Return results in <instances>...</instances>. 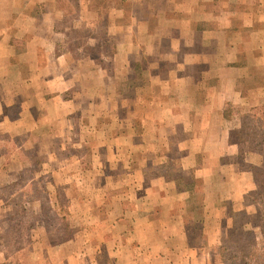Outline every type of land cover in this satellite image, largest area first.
Here are the masks:
<instances>
[{"label": "crops", "instance_id": "obj_1", "mask_svg": "<svg viewBox=\"0 0 264 264\" xmlns=\"http://www.w3.org/2000/svg\"><path fill=\"white\" fill-rule=\"evenodd\" d=\"M104 3L0 0V136L10 139L5 153L24 154L20 171L42 167L73 191L69 214L45 193L49 217L63 220L53 231L71 236L51 246L55 261H42L222 264L213 248L230 219L214 215L209 198L241 202L255 186L251 171L243 173L242 186L240 171L224 166L241 148L231 139L235 120L224 110L251 97L249 108L264 103V0ZM72 8L78 13L70 20ZM98 16L105 39L121 42L110 53V72L102 43L90 31ZM77 26L88 28V36L72 45L69 33ZM118 74L144 80L132 94L127 86L126 94ZM255 90L262 103H255ZM2 159L0 152V173L9 164ZM227 171L239 179L233 194L224 188ZM188 178L187 188L182 181ZM212 178L218 195H211ZM242 200L240 209L253 212ZM194 201H203L202 211L191 210ZM41 212L35 205V216ZM66 215L74 225L65 224ZM203 215L223 226L211 220V229L203 227Z\"/></svg>", "mask_w": 264, "mask_h": 264}, {"label": "rangeland", "instance_id": "obj_2", "mask_svg": "<svg viewBox=\"0 0 264 264\" xmlns=\"http://www.w3.org/2000/svg\"><path fill=\"white\" fill-rule=\"evenodd\" d=\"M105 1L106 0H90V5L92 7L94 5L99 6L102 4V2L105 4ZM107 4L108 2H106V5ZM70 12L71 14H68V19L72 20L74 17H77V10L73 11L72 8ZM93 22L94 25L90 28L91 34L95 35V37H98L99 44L102 43L101 50L104 52L101 54L106 53L108 56L107 71L110 72L112 66L109 62V56L111 55L110 53L117 49V46L120 45V39L115 42L113 37H110L108 40L105 39L107 36L103 18L101 19V17L98 16ZM88 31L89 29L85 28L84 26H77L76 28L72 29V31L69 33V37H73L75 40H72L71 44L77 45L82 40L85 41V37L88 36ZM79 50L82 53L84 52L81 47ZM79 50H77V52ZM101 64H103V62ZM103 65H106V63ZM118 76L119 78L116 83H118L119 88L122 89L124 93L126 92V94L128 90L127 86H130V93L132 94L135 91L136 84H139V82L144 80L141 77H138L136 80H134L132 74H130L129 80L126 79L125 74L123 77H121L119 74ZM128 81H130V84H128ZM244 92L247 94L249 91L244 90ZM254 94L257 95L255 97V103H262L263 101L260 102V92L255 90ZM248 96L249 95H247V97ZM251 98L247 99V101L244 100L245 104L240 106H230L232 108L230 113L235 120L236 125L238 126L243 120L245 122L244 130H247V132H251L252 130L251 120L254 121L256 117H258L257 115L260 114V112L256 111V109L252 110L249 108L250 102L252 101ZM259 106L256 107L259 108ZM118 113H120V111H118ZM246 114H250L251 118H245L244 115ZM9 141L10 139L5 137V135L0 136V152L3 154L2 161H5L9 164L12 163V167L8 166V164L6 169L2 170L0 173V264H44L42 261L43 258H45L47 262L52 260L55 261L56 257L53 256H56L55 247H57L58 241L61 239H67V237L71 236V234H69V232L57 234L53 231L55 226L63 225V220L58 219L56 216L49 217V212L51 209H49V203L45 201V193L51 192V194H53V197L57 200L56 206L60 213L69 214L67 196L69 197L73 191L72 189H69V187H65L64 183L59 182V180L56 181L54 177L52 178V172H46V170L42 169V167L39 168L35 166L28 171H20V167L22 166V161L24 160L25 155L21 153L14 156L6 154L5 152L9 148ZM12 143H14L13 140ZM247 146L248 145L245 143L241 144L240 153L237 155V158L234 159L232 163L227 161L225 163L226 165H224L226 169L229 168V165H232L234 166L235 170L237 169L240 171V174L242 175V182L240 185L242 186L245 182L243 173L248 171L247 173L250 174L251 170L249 166H258L264 164V140L257 146L260 147L259 151L258 149L256 150V148L254 150H250L247 148ZM34 155H31L32 161L33 159H37V156ZM236 163L237 165L235 166ZM10 168L15 170H9ZM11 171L15 172V175L9 174ZM12 177L16 178V180H14L15 184L10 182ZM226 178V182L230 183L226 184L227 186L224 188L226 191H229L230 194H233V191L239 186V179L232 178L229 174V171L226 172ZM233 179L236 181L232 182ZM217 180L218 179L214 178L210 180V187H212L214 193L211 195H215V191L219 189V186L216 183ZM189 181L190 178L187 179V182L186 180H183L182 183H184L188 188ZM27 183H29V185H26ZM49 183H51V185ZM193 184V188L199 191L196 193L202 194L200 192L201 190H199L202 188L199 187V184L195 179H193ZM263 187L264 174L258 173L257 186L254 189L252 188L251 190H245L242 193V199L245 197L247 200H256L257 198L263 197L264 200V193L261 194ZM221 190L223 191L224 189L222 188ZM251 191L252 194L250 195ZM235 194H237V192ZM221 195L226 194L221 193ZM28 197L29 199H27ZM218 197L220 196H217L214 201H212L211 197L209 198V201L211 204H213L212 213L217 215V217L221 218L222 220L223 218L220 216H229L230 222L228 227L225 228L226 231L223 228V234L221 236L220 243L215 245L213 248V256L215 260H218L222 264H232L233 259L231 260V255L234 250L235 237L239 234L244 225L245 227L249 226V224H246L248 218L244 214V209H240V206L243 203L242 199L241 202H233L231 198H223L220 201ZM38 199L40 200L39 203L32 202L34 200L37 201ZM251 202V208L253 209V212L251 213L258 214L259 212L257 210H259V208L264 211V205H261L259 202H257V200L255 202ZM200 203L194 201L192 203L193 209L191 210L194 211L200 209L202 211L203 208L201 207ZM35 205L42 211L38 216H35L33 213ZM207 213H205V215H207ZM205 215H203L202 220L203 227H210L211 229V227L215 225L219 229V226H223V222H221V220L218 218L211 219L213 222H215L213 225V222L208 220V217ZM73 223V219H66V225H74ZM261 240L259 239V241ZM51 246L55 247L51 248ZM67 252L68 248L67 250L64 248V250L61 251V254L65 253L66 255Z\"/></svg>", "mask_w": 264, "mask_h": 264}, {"label": "trees", "instance_id": "obj_3", "mask_svg": "<svg viewBox=\"0 0 264 264\" xmlns=\"http://www.w3.org/2000/svg\"><path fill=\"white\" fill-rule=\"evenodd\" d=\"M252 110L260 112L258 117L254 121L251 120L252 130L247 132L244 130L245 122H242L236 126V129L231 133V139L241 144H247V148L250 150H256L257 147L264 140V103L259 106V108L251 107ZM232 108L228 107L224 110V116L230 117ZM245 118L250 117V114L244 115ZM250 170L253 174L255 180V186H257V176L258 173L264 174V164L261 165H250ZM253 188V189H254ZM264 189V187H263ZM263 189L261 194H263ZM259 193V192H258ZM252 194V191L250 195ZM257 202L264 205V200L262 198H257ZM255 199L247 200L244 197V201L247 204H252L251 201H256ZM254 206V205H253ZM258 214L247 213L244 211L245 216L248 218L246 224H249V228H242L239 234L235 237L234 250L231 255L232 264H264V211L259 208L257 210ZM259 239L261 241H259Z\"/></svg>", "mask_w": 264, "mask_h": 264}]
</instances>
